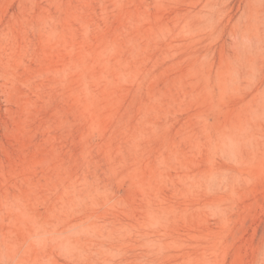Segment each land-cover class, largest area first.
I'll list each match as a JSON object with an SVG mask.
<instances>
[{
  "label": "rangeland",
  "instance_id": "1",
  "mask_svg": "<svg viewBox=\"0 0 264 264\" xmlns=\"http://www.w3.org/2000/svg\"><path fill=\"white\" fill-rule=\"evenodd\" d=\"M0 264H264V0H0Z\"/></svg>",
  "mask_w": 264,
  "mask_h": 264
}]
</instances>
